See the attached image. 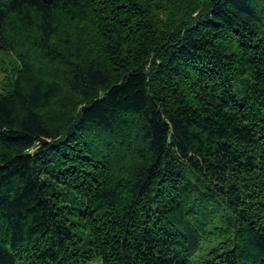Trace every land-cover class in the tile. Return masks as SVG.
<instances>
[{"label": "trees", "instance_id": "16d2710c", "mask_svg": "<svg viewBox=\"0 0 264 264\" xmlns=\"http://www.w3.org/2000/svg\"><path fill=\"white\" fill-rule=\"evenodd\" d=\"M0 75V264H264V0H0Z\"/></svg>", "mask_w": 264, "mask_h": 264}, {"label": "rangeland", "instance_id": "374dc122", "mask_svg": "<svg viewBox=\"0 0 264 264\" xmlns=\"http://www.w3.org/2000/svg\"><path fill=\"white\" fill-rule=\"evenodd\" d=\"M6 65H8V64H6ZM7 68H8V66H7ZM3 76L2 75H0V80H1V78H2Z\"/></svg>", "mask_w": 264, "mask_h": 264}]
</instances>
